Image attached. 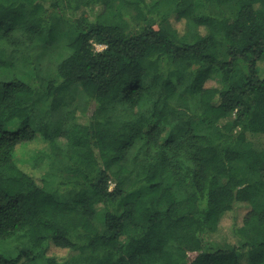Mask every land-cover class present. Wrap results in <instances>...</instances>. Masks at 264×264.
<instances>
[{"label":"trees","instance_id":"obj_1","mask_svg":"<svg viewBox=\"0 0 264 264\" xmlns=\"http://www.w3.org/2000/svg\"><path fill=\"white\" fill-rule=\"evenodd\" d=\"M0 264H264V0H0Z\"/></svg>","mask_w":264,"mask_h":264},{"label":"rangeland","instance_id":"obj_2","mask_svg":"<svg viewBox=\"0 0 264 264\" xmlns=\"http://www.w3.org/2000/svg\"><path fill=\"white\" fill-rule=\"evenodd\" d=\"M173 22H174L175 26H177L178 28H182V23L178 22L175 18H173ZM58 36H59L58 41L63 42V41H65L67 34H66V32H63V33L60 32V34H58ZM54 38L55 37H53V36H49V37H47V39H44V41L41 44H39L38 47L36 48V54L43 55V56L47 55L48 51H49V44H50V42H52V40ZM102 48H103V46L97 45L98 50H100ZM100 218H101V216H99L98 219L100 220Z\"/></svg>","mask_w":264,"mask_h":264}]
</instances>
